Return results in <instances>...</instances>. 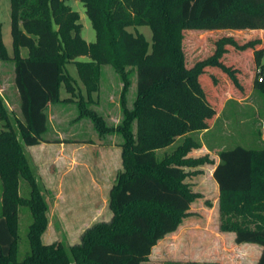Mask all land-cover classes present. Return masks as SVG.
<instances>
[{
    "label": "trees",
    "instance_id": "trees-1",
    "mask_svg": "<svg viewBox=\"0 0 264 264\" xmlns=\"http://www.w3.org/2000/svg\"><path fill=\"white\" fill-rule=\"evenodd\" d=\"M95 31V40L80 35L79 14L65 0H10L13 54L8 55L0 31V60L13 61L14 83L20 97L21 118H11L0 95V216L12 236L0 264H140L165 235L177 230L190 208L191 193L182 158L189 150L186 141L161 160L156 151L190 132L209 129L216 114L208 98V85L217 76L208 68L220 69L239 86L238 69L226 63L228 47L251 49L255 70L253 88L264 90V44L260 37L239 43L233 35L215 41L213 52L187 63L185 31H264V0H80ZM147 25L152 31L149 47L142 33L127 30ZM27 55H21V49ZM87 56L88 61L76 60ZM76 64L86 93L99 90L100 68L111 65L122 82V119L116 126L91 109V99L81 96L79 116L90 118L99 137L121 136L122 169L109 196V221L93 223L68 249L60 241L44 243L49 206L44 189L34 175L24 146L40 142L47 130L48 104L72 100L76 88L65 66ZM137 75L136 96L127 107L129 73ZM210 75V73L208 74ZM259 77L263 81H259ZM64 85L71 97L60 99ZM89 98V97H88ZM181 158V159H180ZM212 177L219 191V212L225 221L222 231L234 233V242L262 247L256 264H264V149L235 146L218 152ZM20 179L29 185L23 197ZM26 205L32 216L28 226L29 250L18 257L19 207ZM240 217L241 221L233 218ZM233 219V220H232ZM253 223V228L243 225ZM191 264H197L190 262ZM188 263V264H190ZM171 264V263H169Z\"/></svg>",
    "mask_w": 264,
    "mask_h": 264
},
{
    "label": "rangeland",
    "instance_id": "rangeland-1",
    "mask_svg": "<svg viewBox=\"0 0 264 264\" xmlns=\"http://www.w3.org/2000/svg\"><path fill=\"white\" fill-rule=\"evenodd\" d=\"M66 4L78 12L79 22L81 23V37L86 42H93L95 40V31L92 24L85 13L83 3L80 0H65ZM11 22V4L10 0H0V31L1 40L8 53L12 56L13 46L10 34ZM127 30L133 33H142L149 44L152 43V31L149 26H130ZM233 35L239 43H244L249 39L260 37L264 44V34H251L248 31L235 32L231 30H213V31H185L184 45L187 55V63H193L196 60L204 59L209 56L214 48L215 41L224 35ZM228 47V54L224 55L227 64L238 69L236 76L239 86L235 85L231 78L223 73L220 69L208 68L206 80L210 77L217 76V83L213 86L208 85V98L215 103L217 109L216 116L210 120V126L207 130L190 132L186 135L187 138L181 136L172 144L156 151L157 158L161 160L165 154L172 153L179 145H182L185 139L190 144V150L182 156V158H189L194 161L192 166H184V171L187 172L183 181L188 183V189L191 193V203L187 214L182 217L177 230L171 234L166 235L160 239L152 248L151 254L147 261L140 264H188L194 262L197 264H252L242 262L239 250L231 240L233 233L231 231H222L220 225L225 221L224 217L219 212V191L216 188L215 182L211 176V170L218 161V152L222 149H230L237 145L245 148L264 149V90L261 88H253V76L255 70V63L251 49L236 50L231 46ZM27 49H21V55H27ZM76 60L88 61L87 56H80ZM264 60V59H263ZM13 61L0 60V87L13 89L12 67ZM68 74L74 79L73 85L76 87H83L79 79L76 64L69 62L65 66ZM210 73V75H208ZM130 85L127 89L126 99L129 102L135 98L137 89V75L135 69L129 73ZM122 82L118 78L116 72L111 65H102L100 68V82H99V96L107 91L111 97L118 101L120 98ZM78 89V88H77ZM84 93V92H83ZM77 96L79 93L76 91ZM85 94V93H84ZM96 94V93H95ZM70 96L62 88L61 96ZM73 105V106H71ZM14 114L18 113L17 106L13 105ZM66 116L71 118L77 116V107L75 104L67 106ZM13 114V116H14ZM11 116V118H15ZM121 119L108 120L106 122L117 125ZM75 121L72 127H77ZM73 123V122H72ZM81 125L89 126V130H81L76 132L75 139H92L97 142L99 136L93 132L90 119L83 118ZM65 124H63L64 126ZM70 125V124H68ZM3 122L0 120V130H2ZM112 133V136L107 135L102 137L101 145H105L99 153L92 154L89 151H82L85 157L92 156L96 161L104 160L110 156L109 149L113 144L122 141L120 135ZM46 138H53V132L50 129ZM96 137V138H95ZM69 143H78L69 138L66 140ZM79 145V144H77ZM105 148V149H104ZM67 157L70 152L65 153ZM80 155V152L77 155ZM102 155V157H101ZM112 160L117 164L118 156H111ZM107 159H109L107 157ZM181 159V158H180ZM69 160V159H67ZM30 161V160H29ZM87 162H89L87 158ZM34 175L38 184L44 189L45 199L47 203L52 204L53 214L50 215L51 224L42 235V241L49 243L52 241H60L66 249L72 244L79 242L80 236L93 223L99 221H109L111 211L109 209L108 187L110 183L101 186L98 192V199L92 197L91 192L88 191V184L72 181L71 174L67 173L63 177L62 188L67 190L68 198L62 200L55 199V193L46 190V184L39 176V168H37L32 161H30ZM88 164V163H87ZM70 163L65 164H51L48 168L50 172L69 168ZM115 167L116 175L122 169ZM81 173L84 168H75L73 172ZM85 174V173H84ZM56 175V174H55ZM58 175V174H57ZM82 176H85L82 174ZM57 185V184H55ZM83 189V190H82ZM20 194L23 197L29 195V185L24 179H20ZM66 209L67 219H70V224L62 226L59 222L60 213ZM1 210V204H0ZM69 211V212H68ZM81 220L82 226H76V220ZM235 221H241L240 217L233 218ZM232 219V220H233ZM75 222H74V221ZM19 223H18V243L19 252L18 257L22 258L29 250L27 231L28 226L32 221V216L29 208L26 205L19 207ZM73 222V223H72ZM247 227L253 228V223H245ZM70 228V231H64L61 228ZM79 228H81L79 230ZM11 234L7 229L4 239L0 236V244H3L6 254L9 249ZM1 253V251H0ZM191 264V263H190Z\"/></svg>",
    "mask_w": 264,
    "mask_h": 264
},
{
    "label": "crops",
    "instance_id": "crops-1",
    "mask_svg": "<svg viewBox=\"0 0 264 264\" xmlns=\"http://www.w3.org/2000/svg\"><path fill=\"white\" fill-rule=\"evenodd\" d=\"M248 32H250L251 34H264L263 30H247ZM102 68V66H101ZM117 74V73H116ZM118 76V75H117ZM12 77H13V83H14V65L12 67ZM119 78V76H118ZM62 88L65 90L64 85L62 84L60 86L59 89V95H60V99H65L70 96L65 95L64 97L61 96V90ZM76 91L79 93V96H77V94L75 93L74 96L71 97L72 100L67 101V102H57V103H51L48 104V106L45 109L46 115H47V119H48V123H47V130L46 132L43 134L44 139L50 141V142H40L38 144L35 145H30V146H24V153L27 156V158L32 161L34 163V165L39 168V176L41 177V180H43V182L46 184V190L55 193V199L56 200H62L63 198H66L65 200H67V190L62 188V182H63V177L69 173L71 174L70 176L72 177V181L75 183H79L80 186L83 182H85L86 184H88V191L91 192L92 197L94 195L95 198L98 199V192L101 190V186L102 185H106L108 183H110V186L108 187V193L109 190L112 186V184L115 181L116 178V171H115V162L112 160V155L113 157H117L118 156V160H117V164L119 165L117 168H121L122 166V159H121V147H120V143L121 141L117 142V145L115 146V144H113L111 147H113L114 149H109L108 153L110 154V156H107L109 159H107L106 157V161L104 160H98L96 161L92 156L89 157H85L82 155V151H89L90 154H92V152L99 153V152H103L101 151L103 149V147H106L105 145H101L103 139L101 137H99L97 139V142H95L92 139H75V134L76 132L81 133V130H89V126H85L81 125V120L83 118H88L86 116H79V111L77 110V116L70 118L69 116H66L67 113V106H69L70 104H75L77 107V103L75 101H78V99L83 96L85 99H91L92 103H90V108L93 109L95 112H97V114H99L105 121L108 120H120L122 119V108L120 105V101L118 99L115 100L111 97V94L107 91H105L102 96L100 98H98L100 91H96L90 94V96L87 95L85 87L83 86L78 87L76 86ZM78 88V89H77ZM66 92V90H65ZM85 94H84V93ZM67 93V92H66ZM96 93V94H95ZM0 95L2 97L3 100V105L5 107V109L8 111L10 116H13L14 114V107L13 105L17 106L18 109V113L14 114L13 117L15 118H21V112H20V97H19V93L17 91V88L15 86V83L13 84V89L7 88L5 87V85H2L0 87ZM89 97V98H88ZM134 100V99H133ZM129 102V99H127V107H131L132 102ZM73 106V105H71ZM78 109V107H77ZM90 119V118H88ZM76 122L77 127H72V124L74 125ZM73 122V123H72ZM91 122V120H90ZM109 126H116L113 124H110L108 122H106ZM63 124H65L63 126ZM70 124V125H68ZM92 124V122H91ZM52 130L53 132V138H46L44 135L48 133L49 130ZM92 133L95 132L97 134V132L94 130L93 128V124H92ZM94 134V133H93ZM98 135V134H97ZM110 136H112L111 134H108ZM116 136V133L114 134ZM107 136V135H106ZM69 138L77 141L78 143H69L66 142V140H68ZM96 138V137H95ZM180 138V137H178ZM176 138V140L178 139ZM79 144V145H77ZM105 149V148H104ZM70 152V156L67 157L66 156V152ZM80 152V155L77 153ZM102 157V155H101ZM87 158L89 160V162H87ZM69 159V160H67ZM219 161V158H218ZM218 161L215 163L214 167L216 166V164L218 163ZM66 162L70 163L69 168H67V170H65L66 168L63 169L64 166H62V170L59 169L57 171H55L54 173L50 172V170H48L49 166L51 164H65ZM88 163V164H87ZM84 168L83 172L78 173L73 172V169H77V168ZM211 170V176H212V172L213 169ZM85 173V174H84ZM56 174V175H55ZM58 174V175H57ZM85 175V176H82ZM213 178V177H212ZM62 180V182H61ZM213 181L215 182V180L213 179ZM57 184V185H55ZM216 188L218 190V186L215 182ZM83 190V189H82ZM20 192V190H19ZM0 204H1V180H0ZM49 210H48V226H50L51 224V220H50V215L53 214V205L49 204ZM67 210L65 209L60 213L59 216V222L62 226H66L68 224H70V219H67V217H65V215L67 216L69 213L66 212ZM69 212V211H68ZM82 220V219H81ZM81 220L77 219L75 220L76 223H74V229H77L76 226H82V222ZM74 221V220H73ZM74 221V222H75ZM73 223V222H72ZM61 228L64 231H70V228ZM7 224H6V219L3 216H0V236L2 239H4V237L6 236L7 233ZM81 228H79L80 230ZM175 232V231H174ZM173 233V232H172ZM233 233V232H232ZM171 234V233H169ZM168 235V234H167ZM166 236V235H165ZM164 236V237H165ZM231 240H233V243L238 246L237 248L239 250H243L242 253H240V260L242 262H248L250 260V262H252V264H256L257 260L259 258V255L262 251V247L258 244L255 243H241V244H236L234 242V233H233V237H231ZM12 241V236H11V240L10 243ZM9 243V246H10ZM4 245L0 244V251L2 254L4 251Z\"/></svg>",
    "mask_w": 264,
    "mask_h": 264
},
{
    "label": "built area",
    "instance_id": "built-area-1",
    "mask_svg": "<svg viewBox=\"0 0 264 264\" xmlns=\"http://www.w3.org/2000/svg\"><path fill=\"white\" fill-rule=\"evenodd\" d=\"M259 81H263V78L262 77H259Z\"/></svg>",
    "mask_w": 264,
    "mask_h": 264
}]
</instances>
